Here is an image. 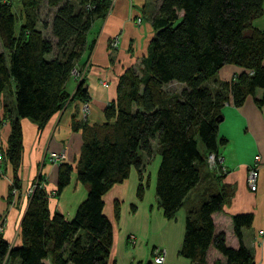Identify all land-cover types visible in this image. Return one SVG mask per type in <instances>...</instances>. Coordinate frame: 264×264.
I'll return each instance as SVG.
<instances>
[{
  "label": "trees",
  "instance_id": "1",
  "mask_svg": "<svg viewBox=\"0 0 264 264\" xmlns=\"http://www.w3.org/2000/svg\"><path fill=\"white\" fill-rule=\"evenodd\" d=\"M18 1L20 11L14 13L10 3L0 0V94L12 96L10 109L3 102L9 136L2 156L11 168L10 190L19 187V119L26 118L41 129L67 101L88 100L82 78L76 80L71 95L64 86L90 24L103 18L110 4L109 0H44L52 11L48 23L41 21L38 27L40 0ZM261 3L159 0L150 20L146 54L137 66L125 68L118 76L115 97L102 109L104 123L88 126L71 120V129L81 132L75 178L86 191L72 218L48 211L37 175L19 220V246L9 247L0 234V264L4 258L5 264H107L112 231L101 213V196L133 168L138 179L135 197L141 199L147 185L142 156L148 162L153 153L159 157L154 195L166 219L210 175L196 206L185 213L178 254L191 264H207V251L213 249L222 260L211 264H256L241 242V229L250 225L251 213L230 216L235 248L225 245L222 232L214 233L211 216L229 201L232 188L220 182L223 173L207 167L205 159L225 141L217 138L225 104L239 106L247 96L257 107L264 104V31L251 25L261 14ZM46 26L49 38L41 32ZM226 64L241 71L210 88V79ZM169 83L180 85V90L164 92ZM258 88L263 92L256 97ZM70 172L69 164H57L55 193L68 183ZM117 216L114 202L113 217Z\"/></svg>",
  "mask_w": 264,
  "mask_h": 264
},
{
  "label": "crops",
  "instance_id": "2",
  "mask_svg": "<svg viewBox=\"0 0 264 264\" xmlns=\"http://www.w3.org/2000/svg\"><path fill=\"white\" fill-rule=\"evenodd\" d=\"M109 1L105 16L90 24L84 48L74 66L78 79L84 81L88 96L87 113L82 115L79 112L82 102L74 98L55 112L41 129L26 118L19 119L21 159L17 168L19 187L14 193L9 189L12 179L10 165L4 158L0 159V234L9 247L20 244L19 220L27 203L23 193L37 175L48 194V211H57L67 220L72 218L86 191L75 178L74 166L80 152L81 132L71 129V120L73 118L88 126L104 123L102 109L115 97L118 76L125 68L137 66L140 58L146 54L152 35L150 20L159 0ZM251 25L264 31V0L261 3V14L251 21ZM112 38L117 41L115 49L109 48ZM240 71L239 67L223 65L210 79L208 86L215 88L218 82H227ZM75 85V80L69 77L64 90L71 95ZM262 92V89H255L254 96L258 97ZM4 101H7L10 109L12 96L9 92L0 94L1 152L6 149L9 136V121L4 117ZM221 137L225 141L217 148L223 173L220 182L231 186L232 194L221 210L211 216L214 233L222 232L225 245L235 248L237 241L232 232L230 216L251 213L250 225L241 229V242L256 264H264V235L257 233L258 230L264 231V104L255 106L251 96H247L236 107L231 103L225 104L221 108V120L217 125V138ZM151 145L154 149V142ZM60 151L65 155L62 162L71 166V172L68 183L59 193H55L57 164L47 160V153ZM254 155L259 156L258 171L256 187L250 191L245 183V175L247 168L255 164ZM142 161L147 185L141 199L135 197L138 179L133 168L124 180L113 184L101 196V213L111 224L112 231L107 264H154L151 262L153 252L160 248L165 252L162 264H191L187 258L178 254L184 216L203 195L202 187L209 182L210 175L189 191L173 217L166 219L154 195L159 157L153 153L148 162L144 156ZM114 202L118 204L116 219L113 217ZM216 259L222 260V257L213 249H208L206 263L211 264Z\"/></svg>",
  "mask_w": 264,
  "mask_h": 264
},
{
  "label": "built area",
  "instance_id": "3",
  "mask_svg": "<svg viewBox=\"0 0 264 264\" xmlns=\"http://www.w3.org/2000/svg\"><path fill=\"white\" fill-rule=\"evenodd\" d=\"M115 42H116L115 38H112L109 41V46L114 47ZM74 72H77V69L75 67L71 70V74H73ZM86 109H87V105L83 104V107L81 108V110L83 112H85ZM1 154H2V152L0 151V158H1ZM48 159L53 163H58L59 161H63L64 155L61 151L60 152H53V153H49ZM253 160H254L255 164H253L252 166L247 168L246 175H245V183L247 185V188L250 191H253L256 187V179H257V171H258L257 161L259 160V156L254 155ZM205 161H206L207 167H209L211 169L212 168L217 169V170L219 169V171L222 172V168H221L220 163H219V157L217 155V152L216 153L210 152L209 154H207ZM11 192L14 193L15 189H12ZM25 192H26V194H29L31 192L30 185H29V187H27ZM257 233H258V235H264L263 230H258ZM164 257H165V252L162 248L155 249L153 252L152 258H151V262L154 264H162L164 262Z\"/></svg>",
  "mask_w": 264,
  "mask_h": 264
},
{
  "label": "rangeland",
  "instance_id": "4",
  "mask_svg": "<svg viewBox=\"0 0 264 264\" xmlns=\"http://www.w3.org/2000/svg\"><path fill=\"white\" fill-rule=\"evenodd\" d=\"M2 2H7V3H10V7H11V10L14 12V13H18V11H20V5H19V1L18 0H1ZM51 11H52V8H47L46 7V5H45V3H44V0H40L39 2H38V5H37V8H36V17H37V26L38 27H40V24H39V22H41V21H45V23L47 24L48 23V21H49V17H50V13H51ZM138 23V22H137ZM41 32L43 33V36H45V37H47V38H49L50 37V34H49V29H48V27L46 26V27H44V28H41ZM115 40H116V38H115ZM116 44H117V41L115 42V45H114V47H111V46H109V48H111V49H115V47H116ZM76 73V74H75ZM73 80H75V82H77L78 81V72H74L73 74H71V76H70ZM77 80V81H76ZM163 90H164V92H166V93H176V92H178L179 90H180V86L178 85V84H175V83H169V84H167V85H165L164 87H163ZM83 104H86L87 105V101H85V102H82ZM80 104V106H79V112L82 114V115H85L86 113H87V111H88V105H87V109H86V111L85 112H83L82 110H81V108L83 107V104ZM62 152V151H61ZM49 153H53V152H48L47 153V160L50 162V163H52V164H54L53 162H51L49 159H48V155H49ZM63 153V152H62ZM63 155H64V153H63ZM65 156V155H64ZM3 156H2V154H1V158H2ZM0 158V159H1ZM4 158V157H3ZM65 158V157H64ZM61 161H59L58 163H60ZM58 163H56V164H58ZM0 175H1V171H0ZM32 183H30V188H31V190H32V188H33V185L35 184V183H33L32 185H31ZM37 185V184H36ZM37 186H41V180H40V182H38V185ZM29 187V186H28ZM42 187V186H41ZM27 189V188H26ZM25 189V190H26ZM17 189H15V191H16ZM46 193V192H45ZM23 195L25 196V198H28V195L29 194H26V192L24 191V193H23ZM47 193H46V197H47ZM262 241H263V244H264V238H262ZM5 259L6 258H4L3 260H2V262H1V264H5Z\"/></svg>",
  "mask_w": 264,
  "mask_h": 264
},
{
  "label": "water",
  "instance_id": "5",
  "mask_svg": "<svg viewBox=\"0 0 264 264\" xmlns=\"http://www.w3.org/2000/svg\"><path fill=\"white\" fill-rule=\"evenodd\" d=\"M218 120H221V117H219Z\"/></svg>",
  "mask_w": 264,
  "mask_h": 264
}]
</instances>
